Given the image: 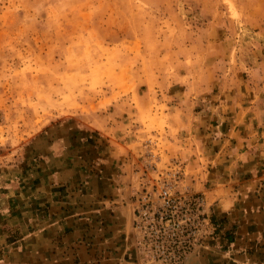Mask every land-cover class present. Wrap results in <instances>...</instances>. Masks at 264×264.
Segmentation results:
<instances>
[{
  "label": "rangeland",
  "instance_id": "374dc122",
  "mask_svg": "<svg viewBox=\"0 0 264 264\" xmlns=\"http://www.w3.org/2000/svg\"><path fill=\"white\" fill-rule=\"evenodd\" d=\"M216 95L220 120L239 95L232 124L264 123V0H0V184L31 172L61 124L123 140L142 160L137 190L151 178L146 140L169 165L180 149L169 114L181 121ZM125 115L140 124H118Z\"/></svg>",
  "mask_w": 264,
  "mask_h": 264
},
{
  "label": "crops",
  "instance_id": "0c3cea01",
  "mask_svg": "<svg viewBox=\"0 0 264 264\" xmlns=\"http://www.w3.org/2000/svg\"><path fill=\"white\" fill-rule=\"evenodd\" d=\"M210 98L208 107L185 112L181 121L172 114L167 119L177 131L167 139L169 147L180 146L169 152V164L182 171L189 190L203 193L214 232L181 264H264V234L258 231L264 225V189L255 176L264 158V123L232 124L241 113L235 104L245 103L239 95L225 101L220 110L229 115L220 120L219 97ZM125 120L126 115L118 124H140ZM89 130L75 135L60 124L44 140L31 172L4 177L0 264H133L127 249L135 241L133 181L142 160L118 148L123 140L113 143Z\"/></svg>",
  "mask_w": 264,
  "mask_h": 264
},
{
  "label": "built area",
  "instance_id": "2783aa9c",
  "mask_svg": "<svg viewBox=\"0 0 264 264\" xmlns=\"http://www.w3.org/2000/svg\"><path fill=\"white\" fill-rule=\"evenodd\" d=\"M146 142L151 178L138 185L131 210L137 254L142 264H181L213 231L206 198L182 183L176 164L158 168L150 152L154 143Z\"/></svg>",
  "mask_w": 264,
  "mask_h": 264
}]
</instances>
